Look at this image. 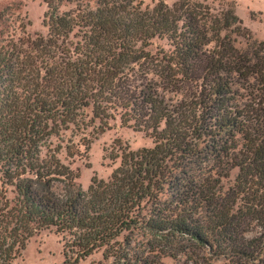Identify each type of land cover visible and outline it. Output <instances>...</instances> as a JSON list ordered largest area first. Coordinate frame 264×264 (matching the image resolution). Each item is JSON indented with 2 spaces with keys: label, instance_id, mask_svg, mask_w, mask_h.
<instances>
[{
  "label": "trees",
  "instance_id": "16d2710c",
  "mask_svg": "<svg viewBox=\"0 0 264 264\" xmlns=\"http://www.w3.org/2000/svg\"><path fill=\"white\" fill-rule=\"evenodd\" d=\"M44 1L49 32L27 41L34 56L13 47L10 59L0 61L10 85L28 70L29 89L7 128L0 125V160L7 164L0 168V264H12L34 234L50 229L69 240L63 264L101 249L111 264H147L142 256L109 250L141 224L142 204H153L164 189L174 212L159 209L144 222L163 254L182 255L185 264H264V41L253 40L232 8L216 12L206 1L159 2L151 10L136 0L111 7L102 1L95 11L73 15L59 13L72 0ZM76 28L89 43L81 59L69 61L57 45ZM233 36L245 39V50ZM153 38L167 39L172 51L144 53ZM110 39L115 50L105 56L109 49L98 42ZM180 87L189 95L167 97ZM90 105L101 133L107 109L120 110L154 145L122 154L107 182L92 181L83 191L56 152L42 157L40 148L47 150L49 122L59 111L66 123ZM208 157L224 175H216ZM233 169L238 174L222 195L221 180ZM193 170L204 173H188ZM56 182L65 185L63 195L54 192Z\"/></svg>",
  "mask_w": 264,
  "mask_h": 264
},
{
  "label": "rangeland",
  "instance_id": "374dc122",
  "mask_svg": "<svg viewBox=\"0 0 264 264\" xmlns=\"http://www.w3.org/2000/svg\"><path fill=\"white\" fill-rule=\"evenodd\" d=\"M102 1L108 3V6L111 7L118 0H72L63 2L59 8V13L72 14L77 10L95 11L102 5ZM194 1H206L216 12L226 10L228 7L232 8L236 16L242 21L243 26L250 31L253 40L264 41V0ZM137 2H141L142 10L145 8L151 10L159 2L171 7L176 0H136L134 4H137ZM46 11L47 7L44 0H0V61L10 59L13 47H15L13 49H21L24 53H30L34 56V51L28 49L26 43L34 39L47 38L49 29ZM233 38L235 39L236 48L246 49L245 39L237 36H233ZM88 43V34L84 32V29L76 28L64 44L59 43L57 45L61 50L60 52H62L60 57L69 61L81 59L82 49ZM98 43L106 45L109 49V54H104L105 56H109L115 50V43L111 39ZM135 48L139 49L141 45L137 44ZM143 49L144 53H148L153 57H160L162 54H169L172 51L170 42L167 39L158 38L147 41ZM67 51L70 52L69 55ZM101 54L102 51L96 52V55ZM65 59H63V62H66ZM33 62L34 66L40 67L37 58H34ZM90 69L94 68L90 67ZM4 71L0 67V125L7 128L11 115L16 108L21 109L24 106L29 89L25 78L28 77V70L24 69L22 71L21 82L12 85L5 81ZM40 74L42 76V73ZM189 93L187 88L180 87L176 92H169L166 95L171 99L179 100L189 95ZM21 111L18 110V113ZM62 115L63 113L59 111L55 115L56 118L52 120L53 123L50 124L49 122L51 136L45 143L48 148L47 150L40 148V154L43 157L48 155V150L55 151L56 157L74 175L73 184L75 187L83 191H87L92 181L107 182L112 172L119 167L122 154L153 148V139L143 130L134 128L133 123L128 122V116L120 110L107 109L108 126L102 133L98 129V120L92 114L91 105L88 108L76 110L71 117V122L65 123L61 118ZM119 115L122 116V120H120ZM88 141L91 143L89 149L86 150L85 144ZM42 143L44 142L38 143L37 146L42 145ZM208 160L211 161L210 164L213 165L212 169H214L216 175H224L225 170L219 169L213 163L211 157H208ZM208 160L205 161L208 162ZM6 165V162L0 160V168L1 166L6 167ZM2 169L4 168H1V171ZM188 173L202 176L204 171L193 170ZM237 174L238 170L233 169L230 171L228 178L221 180L220 194H225L233 185ZM216 175L214 177H217ZM65 189V185L62 183L56 182L53 185V190L58 195H63ZM8 191H10V188H8ZM13 196L11 192L7 193L8 199H13ZM142 207L144 212L140 217L141 224L129 232H123L117 240L118 244L113 246L114 248L109 252L117 250L129 254V257L130 255L142 256L147 264H185V258L182 255L174 259L163 254L166 250L160 247V243L151 239L150 232L144 227V222L151 213L157 212L159 209L163 215L174 212V206L170 204L166 189L159 195L157 201L153 204L143 203ZM68 242V238L63 241L61 235L56 234L53 229L38 232L29 240L26 249L12 264H63V245ZM151 243H155L156 248H148ZM103 253L104 249L98 250L78 264H111L112 259L104 258ZM68 256L70 257L71 254L68 253ZM215 264H222V262H215Z\"/></svg>",
  "mask_w": 264,
  "mask_h": 264
}]
</instances>
